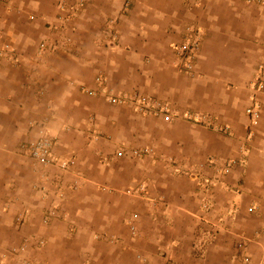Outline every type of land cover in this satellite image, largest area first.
<instances>
[{"label":"rangeland","instance_id":"1","mask_svg":"<svg viewBox=\"0 0 264 264\" xmlns=\"http://www.w3.org/2000/svg\"><path fill=\"white\" fill-rule=\"evenodd\" d=\"M32 1L27 26L3 15L15 3L0 0L9 28L0 29V70L10 76L0 95L26 103L0 110L16 116L0 117V183L41 201L31 215L61 229L32 223L31 236L12 234L10 221L22 224L28 208L11 209L0 220V264H158V243L175 264H246L243 255L264 264V0H138L160 6L137 20L139 43L125 25L132 0ZM194 34L200 45L185 72L179 47ZM41 126L56 159L46 166L21 151ZM74 178L84 186L77 193ZM76 223L113 235L71 234ZM114 237L117 248L103 243Z\"/></svg>","mask_w":264,"mask_h":264},{"label":"crops","instance_id":"2","mask_svg":"<svg viewBox=\"0 0 264 264\" xmlns=\"http://www.w3.org/2000/svg\"><path fill=\"white\" fill-rule=\"evenodd\" d=\"M13 2L15 3V5L12 8V11L9 12V11L4 10L2 12L3 15H7L8 14V15H10L9 17L14 18V19L16 17V18H18V19H16V21H21L20 22L21 24H24V25L29 26L28 22L25 20V14L26 13H29V12L33 11L35 8H37V4H35V2H33L32 0H12V3ZM132 2H133V6H132L131 11H130V14H131L130 19H129L130 21L128 20V22H126L125 25L126 26H133L135 28V33L133 34V43H135V42L136 43H139L138 41L141 38L140 36L141 35H144V34L141 33V30H142V28H144V25L142 26V28L139 27V25H138V22L139 21H137V20L145 21V20H152V19H154L152 13L154 12V10H159L158 8L160 6L146 5L143 2H140L139 3L138 0H132ZM2 9L3 8L0 7V12L2 11ZM163 10L166 11V6L164 7ZM2 13H0V14L2 15ZM135 14L138 15V16H135ZM135 17H136V19H134V21H133L132 18H135ZM35 21L37 22L36 24L38 26H41V25H39L40 20H38V18H37V20H36V18H35V20H32V22H35ZM6 24L7 23H5L2 20L0 22V29H3V28L9 29L6 26ZM9 27H11V26H9ZM136 29L139 30L137 33H136ZM123 31L124 32H123L122 36L126 40V39L129 38L128 36H130L129 35V31H126V28L124 26H123ZM125 32H126V34H125ZM9 33H11L14 36H17V34L14 33L13 31L12 32H9ZM26 41H29L28 38L26 39ZM131 52L132 51H128V55H131V54L134 53V52H132V53ZM135 56H137L136 58H138L140 55H138V53H136ZM107 69L110 70L109 67ZM24 71L25 70H23V74H22L20 72V70L19 71H17V69L16 70H11V74L13 75L12 77H18L17 81L21 78L18 81V83L20 82V84H18V86L20 85V88L19 89L22 90V91H26L27 93H29L26 90V88H25V84H22V80H24L23 79ZM7 76L10 78L9 74H7ZM7 76H6V74H4L3 72H1V70H0V84H1L0 85V91L2 89V85H4V83H7V81H8ZM42 79H43L44 84H48L47 81H46V79L44 77H42ZM58 82H59V80H58ZM10 94H11L10 96L9 95H5L6 97L9 96V98H4L3 95H0V110H2L3 107H4L3 110L6 111L7 108H11L12 109L13 107L15 108V106L17 108H19V109L20 108H26V103L25 102H21L20 101L22 104L21 105L20 104H17V102H19V101H17V102H15V101L18 100V99H16V97L13 95V93H10ZM0 117L1 118L7 117L9 120L16 118L15 115L14 116H11L9 118V116L4 115L1 112H0ZM157 119H158V121L160 120L161 122L165 123V121H163L160 117L157 118ZM59 143H60V141H58V145H59ZM120 174H122V172L119 173V175ZM71 175H73V174H71ZM76 179L77 178H74V183H71L70 186H68L69 188L75 187L74 188V193H77L78 191H80L81 188L84 187L82 185H79L81 183V181L80 180H76ZM58 184H59V182H57V181L54 182V185L56 187H57ZM85 185L87 187H89L87 183H85ZM37 188L38 187H35L33 189V191L35 192V195L36 194H39V192L37 191ZM1 189H3V190H1ZM0 191H2V192H0L1 195H2V197H0V220H2V221L3 220L4 221L7 220L9 218V216H10V210L13 209V208H15V207L20 206V204L23 205V206L26 205L25 207L28 208L26 210V218H25L24 222L21 224L20 221H22V219L21 220L20 219L19 220L17 219V221H18L17 223L19 224L18 225V224H15L14 221L13 222L10 221L11 226L9 228H7V231L8 230H11L12 231V234L31 236L33 233L28 232V230H30L29 227H30V225L32 223L33 224L35 223L37 225H40L41 226L40 229H43L44 231L45 230H48L49 228L54 227V226H58L59 227V225H57V221H55V218H51V221L49 222V224L48 223L46 224V223H43L42 222V218H38L37 219L36 216H32L31 215L30 208L29 207H31V205H33L32 202L35 205V204H41L42 203L41 201H39V200L36 201L34 199H30V200L26 201V200L20 199L16 194L14 195V193H15L14 189L11 188L9 186V184H7V181L5 182V180L0 183ZM35 198H36V196H35ZM108 199L110 200V203H109V200H107V205H106V208L105 209H104L105 202H102L101 203L102 205L101 204L99 205L101 207L100 209H102L101 214L107 213V210L111 208L110 205H111V201H113V199L112 198H109V197H108ZM98 203H99L98 200H95L94 202L91 201L90 204H92L94 206H98ZM115 218L116 219H120L119 218V213H118V216H116ZM90 228H92V227H88V229L87 228L86 229H82V227L77 224L76 227L71 228L73 230V231H71V234L78 235L81 232H84L86 235H88L90 232H92V234L94 236H100V235L102 236L104 234H109V233L112 234L110 231H106L105 229H101L100 227H94L93 229H90ZM114 236H116V235H114ZM120 242H121V239H117L116 237H114L112 239V241H110V240L108 241L107 240V241H104L103 243H106L107 245H109L108 243H110V245H113V246H115L117 248V246L120 244ZM157 243H158V240H157ZM28 246H29L28 249L37 250L39 248H42L44 246H47V242H45L44 244L42 243L41 245H38V244L36 245V244H33L32 242H28ZM39 246H41V247H39ZM154 251L157 252L155 254V256L157 257L156 258V262L158 264H161V263L162 264H175L174 258L170 254L168 248H166L163 245H161V244L158 243L157 244V247H156V249ZM88 263H91V262L89 261Z\"/></svg>","mask_w":264,"mask_h":264},{"label":"built area","instance_id":"3","mask_svg":"<svg viewBox=\"0 0 264 264\" xmlns=\"http://www.w3.org/2000/svg\"><path fill=\"white\" fill-rule=\"evenodd\" d=\"M60 6L62 7V10L64 11L66 15H72L75 11L74 7L71 5H63L62 3H60ZM192 34L193 32L190 31V36ZM199 45H200V38L198 35L194 34L192 41L188 45L183 43L179 47V49H181V52L186 50V53H187L185 55V60L184 61L181 60L180 61L181 63H178L179 65L181 64V67H180L181 70H184L185 72L191 70L195 57H196L197 50L199 48ZM11 58L13 57L11 56ZM99 84H102L101 81L99 82ZM117 99L118 98L116 97H110V100H112L113 102H116ZM138 100H139L140 109H145L148 106V101L145 97H141V98L138 97ZM247 110L248 112H251L252 115L254 114L253 108L252 109L248 108ZM154 113H163L164 119L166 120L169 119V115L167 114L165 107L158 106V108L154 109ZM198 119H199V116L195 115L194 120L197 121ZM21 151L23 154H26L30 159H32V161L35 164L40 165V166H46V165L55 163V160H56L52 154L51 136L49 135L48 131L46 130L44 126H41L39 130V134L34 140L29 141L28 143H23L21 145ZM117 154L121 155L122 153L118 151ZM234 162H235L234 159L230 160L227 163V166L223 167L222 169L223 173L228 172L229 166L233 165ZM58 164H60L61 167H64L66 166L67 162L62 161L61 163L58 162ZM193 175L196 176L197 174L193 173ZM199 182L201 181L199 180ZM248 209L251 211L252 207H249ZM243 261L246 264L249 263V258L247 255L245 256L243 255Z\"/></svg>","mask_w":264,"mask_h":264}]
</instances>
